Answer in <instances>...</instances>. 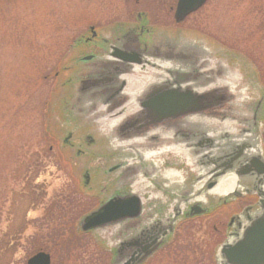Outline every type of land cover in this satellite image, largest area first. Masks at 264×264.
<instances>
[{
  "label": "rangeland",
  "instance_id": "1",
  "mask_svg": "<svg viewBox=\"0 0 264 264\" xmlns=\"http://www.w3.org/2000/svg\"><path fill=\"white\" fill-rule=\"evenodd\" d=\"M176 2L0 0V264H27L40 251L51 254L52 264H110L106 234L83 232L80 221L96 205L97 186L113 176L96 173L94 189L85 186L81 177L89 158L64 138L89 132L99 142L90 148L102 153L107 141L100 124L65 114L69 89L57 72L63 54L89 25L133 19L138 11L174 25ZM178 27L219 44L242 97L236 106L264 105V0H209ZM261 135L264 150V120ZM227 210L184 222L174 243L144 264H217L215 246L225 227L217 231L212 219L225 225Z\"/></svg>",
  "mask_w": 264,
  "mask_h": 264
},
{
  "label": "flooded vegetation",
  "instance_id": "2",
  "mask_svg": "<svg viewBox=\"0 0 264 264\" xmlns=\"http://www.w3.org/2000/svg\"><path fill=\"white\" fill-rule=\"evenodd\" d=\"M177 3L178 0L173 7L174 25L156 23L150 11H138L133 19H121L107 25H89L63 54L60 61L63 67L57 72L58 76L65 77L79 65L84 78L73 84L75 107L80 114L93 113L95 116L94 120L90 118L91 123L100 124L102 136L107 137L105 153L90 148L99 142L89 132H76L68 139L64 138L65 144H77L79 156L89 158L90 165L83 169L81 177L85 186H92V182L97 180L96 173H102L104 178L116 174L114 186L109 184L115 178L97 186L95 193L98 198L93 210L114 196L127 195L136 180L135 185L144 193L169 198L183 195L180 198L182 202L176 204L183 206L182 212L176 207L179 217L169 211L164 218L156 219L149 231L139 232L131 248L119 253L107 251L110 264H124L131 256H143L148 248H154L150 260L174 243L179 226L184 222L230 208L224 212L227 217L225 225L221 219H212L217 231L222 232L218 225L225 227L224 238L214 250L217 264H222L221 246L229 239L237 240L234 234L240 232L261 209L258 194L264 189V150L259 154L256 148L257 137L262 138L263 108L226 104L177 118H165L137 131L125 129L126 121L123 119L115 126L108 124L116 120V116H125V120L142 113L145 110L143 99L138 102L137 98H143L153 87L184 89L190 86L203 91L219 86L222 75L218 58L216 60L219 52L210 51L208 45L214 44L198 36L194 30L178 27L196 11L178 22ZM88 57L91 59H85ZM172 72L174 75L170 74ZM178 77L189 80L177 82ZM88 79L99 82L87 91ZM111 108L116 111V116L112 114L104 121L96 117ZM82 146H87L88 150H83ZM116 158L120 161L112 162ZM187 161L203 165L199 177L185 168ZM245 161H252L249 167L243 165ZM231 163L239 175L221 173ZM178 171L182 173L181 177L176 175ZM222 190H227L226 194L236 190L239 195L221 197V200L217 198L220 200L217 203L209 199V196L218 197ZM189 194L205 196L200 201L203 212L200 209L201 213L196 214L198 208L193 209V199L186 202ZM235 204L241 205L234 209ZM160 208L167 210L165 205H160ZM143 219H125L114 224L125 227L128 222H135L138 226Z\"/></svg>",
  "mask_w": 264,
  "mask_h": 264
},
{
  "label": "water",
  "instance_id": "3",
  "mask_svg": "<svg viewBox=\"0 0 264 264\" xmlns=\"http://www.w3.org/2000/svg\"><path fill=\"white\" fill-rule=\"evenodd\" d=\"M206 1L207 0H178L176 12L177 21H182L188 14L202 7L206 3ZM208 49L212 52H219L216 56V60L218 58L217 64L219 65L218 68L222 70V75L220 76L218 87L205 89L203 91L191 89L189 88L190 86L184 89L178 87H153L143 98H141L140 96L137 98L138 102L140 99H143L142 107H144L145 110L142 113H138L133 118L127 117V119L124 120L125 116L117 117L115 115L116 111L114 110V108L109 109V111L107 112L103 111L104 113H99L96 115V117L102 118L107 116L106 118H108L112 114H114L116 116V120L113 119L114 121L112 120V122L108 123L109 125L115 126L119 123V120L123 119V121H126L124 125L126 126L125 129H128L130 131H137L145 126L161 122L165 118H177L185 114L206 111L208 109L223 106L226 104L236 106L235 99L238 97H242L239 94L240 92H237V85L233 83L234 75L230 69V64L229 62L225 63L223 61L224 57H222V50L220 49V46L208 45ZM227 56H229V54ZM232 56L234 58H237L236 55ZM85 59L91 58L88 57ZM170 74L174 75L173 72ZM83 76L84 75L80 73L79 65L74 67L73 71L70 70L68 75H65V77H62V75H60L62 87L64 88L66 86L69 89V94H67L62 101L64 112L65 110H68V112H65L66 115L75 117V112L80 114L79 112H77V108L75 107L77 101H73V98L76 94V90L73 84H76V82L80 81ZM235 77L237 78V76ZM181 80L187 81L189 79L178 77L177 82ZM86 82H88V86L85 88V90L88 91L91 88V85L99 81L96 79H91L89 81L88 79ZM237 107L250 108L248 106L242 105ZM255 107H261L264 111V105H257ZM80 115L84 116L88 120H90V118L94 120L95 116L93 113ZM71 134L72 132H69L66 138L68 139ZM257 138L258 145L256 149L259 154H262V139L261 137ZM105 140H107V137L105 138ZM245 162L246 163L243 165H245V167H249L252 161ZM232 165V163L228 164V167H225V170L221 171V173L226 174L228 172L235 174L234 176L239 175V172L234 170V166ZM184 166L185 168L187 167L190 173L196 177L200 176L201 169L203 168L202 164L189 161H187V164H185ZM181 174L179 173L176 175L181 177ZM115 175H111L113 176V178L110 179H114ZM230 176L233 177V175ZM108 181L110 180H107L105 182ZM137 181L138 180L134 181L131 184L132 186L129 188V193L127 195H118L108 199L97 209L92 210V212L85 215L80 221V227L83 232H104V234H106L105 238L107 240L110 251H117L119 253V251L121 250L131 248L132 244H134L133 241H135L139 232L141 233L142 230L146 232L153 228V222L156 219L164 218V214L168 213L169 211H171L172 214L175 212L174 215L177 218L179 217V213L178 211L176 212V207L177 210H180V212H182L183 210L182 205H176L182 202L180 200V198L183 196L182 194H178L173 196L172 198H169L160 194L144 193V191L139 188V186L135 185ZM115 182H117L116 178L115 181H112L109 185L114 186ZM189 195L190 197L187 199V201H184L189 202L191 199H193V209L198 208V212H196V214L201 213L200 209L202 208L200 205V201L204 200L205 196L201 194ZM238 195V191L234 190L229 194H226V192L221 194L220 192L218 197L216 198L221 199V197L224 198L227 196L237 197ZM258 196L261 209L254 217H251L248 224L243 226L240 232L234 234L238 237L237 240L231 241L229 239L221 246L220 252L222 264H264V189L260 190ZM160 205H165L167 210L161 209ZM203 211L204 210L202 209V212ZM174 215H172L173 217L170 216L168 219H170L171 217L173 219ZM138 217L144 218L138 226L135 222H128L125 227L114 224L115 222H119L125 219L133 220ZM231 238H234V236ZM153 251H155L154 248H148L143 256H131L130 259L127 260L124 264H143L153 254ZM27 264H51V256L49 253L41 251L29 258Z\"/></svg>",
  "mask_w": 264,
  "mask_h": 264
},
{
  "label": "bare ground",
  "instance_id": "4",
  "mask_svg": "<svg viewBox=\"0 0 264 264\" xmlns=\"http://www.w3.org/2000/svg\"><path fill=\"white\" fill-rule=\"evenodd\" d=\"M229 75H231V74H229ZM226 191H227V190H222V191H220V192H221V194H222V193H225Z\"/></svg>",
  "mask_w": 264,
  "mask_h": 264
}]
</instances>
